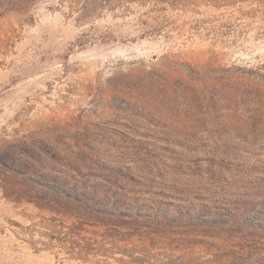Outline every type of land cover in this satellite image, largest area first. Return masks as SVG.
<instances>
[{"label": "rangeland", "instance_id": "1", "mask_svg": "<svg viewBox=\"0 0 264 264\" xmlns=\"http://www.w3.org/2000/svg\"><path fill=\"white\" fill-rule=\"evenodd\" d=\"M80 4L0 0V153L106 195L108 206L127 194L124 208L181 224L226 222L233 209L246 228L264 208V95L251 73L264 65V0L167 8L148 28L145 8L83 19ZM51 217L0 187V264H201L204 255L154 248L85 262L45 248L36 225Z\"/></svg>", "mask_w": 264, "mask_h": 264}, {"label": "trees", "instance_id": "2", "mask_svg": "<svg viewBox=\"0 0 264 264\" xmlns=\"http://www.w3.org/2000/svg\"><path fill=\"white\" fill-rule=\"evenodd\" d=\"M80 2L83 19L97 14L101 10H123L133 12V6L144 9L141 13L143 26L149 25L152 13L166 11L167 8L179 9L188 5H199L203 2L217 6L229 5L237 0H75ZM151 18V19H156ZM164 23L150 26L147 34L157 35L162 32ZM88 38L83 35V42ZM115 41L118 37L106 35L102 41ZM255 79L262 82L264 88V65L252 70ZM246 80L247 76H242ZM251 88H254L252 86ZM258 88L260 97L264 91ZM30 161L34 157L26 154ZM14 153L7 150L0 153V187L6 198L15 204H32L38 209L48 212L51 218H43L37 228H42L44 236L42 244L47 249L59 248L70 258L85 262L108 258L116 252L122 254H149L154 248L165 251L191 250L192 254L199 248L204 254L198 258L201 264H264V208L252 216L251 224L241 227L233 209H226L230 218L226 222L208 221L200 217L195 222L181 224L178 221L151 218L136 212L134 208H124L127 205V194H117L106 204L107 196L99 197L96 192L80 191L67 188L65 179L56 176L41 177L32 172V164L24 161L17 165L8 163ZM218 202H214L217 205ZM264 207V206H263ZM241 210L248 211L247 203ZM183 227H190L186 234L180 233ZM179 228V229H177ZM176 229V230H175ZM241 236H237L240 235ZM204 238L205 240H200ZM228 250L232 258L224 260ZM221 250V252H215ZM257 257V259L255 258Z\"/></svg>", "mask_w": 264, "mask_h": 264}]
</instances>
